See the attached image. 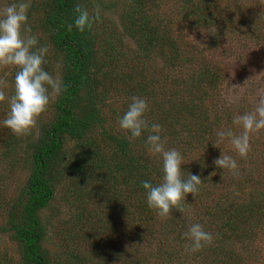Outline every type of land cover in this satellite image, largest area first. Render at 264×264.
I'll return each instance as SVG.
<instances>
[{
	"label": "trees",
	"instance_id": "obj_1",
	"mask_svg": "<svg viewBox=\"0 0 264 264\" xmlns=\"http://www.w3.org/2000/svg\"><path fill=\"white\" fill-rule=\"evenodd\" d=\"M99 1L30 0L28 24L48 47L46 69L62 79L65 90L53 100L50 117L40 121L36 137L34 128L16 136L0 125L1 162L11 171L18 164L29 170L0 227L18 246L16 264H251L246 248L236 243L253 237L255 222L264 223V197L252 191L260 171L249 154L241 159L214 143L216 130L233 128L232 112L212 103L222 72L207 59L197 63V54L176 33L178 24L212 29L207 45L214 48L224 26L243 27L254 43H264L259 31L264 12L251 23L240 18L242 5L235 0L102 3L118 15L119 31L99 10ZM8 2L0 0V7ZM77 4L99 17L84 33L68 30ZM154 56L169 71L181 70L174 81L182 91L170 88ZM184 67L189 75H183ZM14 74V68L0 67L8 95ZM133 95L147 99L146 118L162 125L166 147L182 153V176L202 180L198 194H189L166 218L147 206L141 183L161 182V161L147 151L143 137L133 140L118 125ZM7 111L0 103V120ZM221 152L237 160L239 175L216 166ZM59 187L71 213L56 224ZM192 223H201L213 240L188 253L191 241L183 233ZM50 232L57 243L49 242ZM0 264L12 260L0 253Z\"/></svg>",
	"mask_w": 264,
	"mask_h": 264
},
{
	"label": "clouds",
	"instance_id": "obj_2",
	"mask_svg": "<svg viewBox=\"0 0 264 264\" xmlns=\"http://www.w3.org/2000/svg\"><path fill=\"white\" fill-rule=\"evenodd\" d=\"M30 6V0H10L0 7V67L15 69L11 95L5 91L7 81L0 79V103H6L8 107L0 125L16 136L27 135L35 128L38 118L51 101L65 90L62 79L54 77L45 67L48 47L40 44L38 34H33L28 24ZM73 11L74 20L68 25L69 31L73 27L81 33L91 30L99 18L98 14L90 15L79 4ZM148 111L147 99L133 95L126 111L118 118V125L133 140L143 137L147 151L161 161V182L157 185L147 180L141 183L147 206L159 217L166 218L170 216L171 209L186 201L189 194L193 197L198 194L202 180L199 175L190 173L186 179L182 176V153L166 147L167 137L162 135V125L149 122L146 118ZM232 124L240 126L242 131L237 133L232 127L218 129L214 143L220 145L226 141L241 159H246L251 147V134L264 130V97L259 99L253 111L235 115ZM214 163L220 169L239 175L237 160L232 155L221 152ZM183 235L191 241L194 252L213 240V234L206 231L201 223L190 224Z\"/></svg>",
	"mask_w": 264,
	"mask_h": 264
},
{
	"label": "rangeland",
	"instance_id": "obj_3",
	"mask_svg": "<svg viewBox=\"0 0 264 264\" xmlns=\"http://www.w3.org/2000/svg\"><path fill=\"white\" fill-rule=\"evenodd\" d=\"M233 1L234 0H231V2ZM235 1L242 5V11L239 15L240 18L245 19L246 22L250 21L251 23H256L257 12H264V0ZM221 2L230 4L227 3L230 1L225 2L221 0ZM99 3H96L99 10H101L108 19H111L116 28L120 31L122 24L116 12H112L114 9L112 7L106 8L102 6V3L120 4V2L118 0H100ZM228 6L230 8L234 7L232 5ZM211 30L212 29L189 30L183 24H178V33H176V35L180 36L183 46L187 51H194L197 54V63L201 64V57L207 59L206 61L216 65V67L221 70L222 82L216 92L212 94L214 95L212 103L214 102V104H216L214 109H222L223 112L225 109H228L232 112L233 117L237 114L253 111L259 99L264 97V43H254L243 27L233 31L231 28L224 26L223 30L219 32L218 45L211 48L207 45V40L211 38ZM259 31L263 33L264 24H259ZM125 43L129 48H134L131 39L126 38ZM154 63L158 69H162L164 74L168 73V85L170 88L172 87L173 89L182 91L180 88L181 85L176 84L174 81V79H180L181 70H177L179 73L176 71V68L173 72L169 71L170 65L159 56H154ZM151 68L154 70L153 67ZM196 69H199V65H196ZM182 70L183 75H189L191 71L188 67H184ZM53 100L48 109L38 118L37 125L34 128L35 137L38 135L40 121H46L50 117ZM3 128L5 129V127ZM233 130L239 133L242 131V128L238 125H233ZM72 144L73 142L70 143V145ZM250 145L249 157L255 160L254 162L260 171L259 178L256 177L258 180L256 181L257 187L253 188L252 191L254 190L253 193L257 194V196L260 194L264 197V130L251 134ZM222 148L226 151L232 150L231 145L226 141L223 143ZM3 159L0 149V227L5 224V209L8 207L9 202L20 193L29 174V170L21 164H18L12 171L9 170L10 167L5 165L4 162H1ZM61 194V187H59L57 189L56 202L54 204L58 207V214L54 218L56 224L58 222L62 223L68 221L71 213L69 205L63 200ZM48 238L50 243H57L58 241V237L51 232ZM236 246L239 249L246 248V255L248 254L250 256L248 263L264 264V223L255 222L253 237L249 241L236 243ZM189 248L188 253H192L191 245ZM0 253H6L11 258L12 264L17 263L19 258L18 246L9 238L8 234L1 231Z\"/></svg>",
	"mask_w": 264,
	"mask_h": 264
}]
</instances>
